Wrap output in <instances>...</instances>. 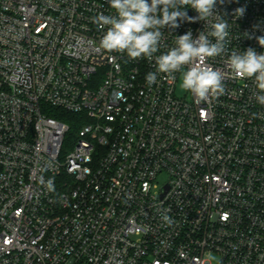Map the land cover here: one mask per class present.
<instances>
[{"label": "built area", "instance_id": "2783aa9c", "mask_svg": "<svg viewBox=\"0 0 264 264\" xmlns=\"http://www.w3.org/2000/svg\"><path fill=\"white\" fill-rule=\"evenodd\" d=\"M216 11L228 54L264 52V0ZM100 13L113 14L109 0H0V264H209V253L264 264L252 80L233 78L224 54L205 61L224 73V95L179 98L180 73L149 87L154 62L99 48ZM189 30L204 22L165 28L162 43ZM54 109L78 115L73 136Z\"/></svg>", "mask_w": 264, "mask_h": 264}, {"label": "clouds", "instance_id": "9594fccd", "mask_svg": "<svg viewBox=\"0 0 264 264\" xmlns=\"http://www.w3.org/2000/svg\"><path fill=\"white\" fill-rule=\"evenodd\" d=\"M218 2L223 4L224 0H109L113 14L100 13L92 18L101 29L106 28L99 48L109 53L126 54L130 60L154 62L155 71L145 76L149 87L157 82L160 74L174 81L176 74L180 73V88L199 101L225 94L224 73L205 61L227 54L233 78L251 79L256 90L253 98L264 106V52L258 53L249 47L244 51L227 53L231 26L216 11ZM188 8L197 15L188 16ZM244 11L242 7L237 8L234 15L242 16ZM181 21H203L204 30L195 38L191 30L175 36L173 46L167 47L162 43L163 30H175ZM256 39L264 47V36ZM161 48L167 50L161 52ZM162 220L168 225L173 222L167 214L162 215ZM206 260L209 264H220L211 253Z\"/></svg>", "mask_w": 264, "mask_h": 264}, {"label": "trees", "instance_id": "16d2710c", "mask_svg": "<svg viewBox=\"0 0 264 264\" xmlns=\"http://www.w3.org/2000/svg\"><path fill=\"white\" fill-rule=\"evenodd\" d=\"M49 115L67 123L70 127L71 136H73L80 129L81 124L78 122V115L76 114L54 109L50 111Z\"/></svg>", "mask_w": 264, "mask_h": 264}, {"label": "rangeland", "instance_id": "374dc122", "mask_svg": "<svg viewBox=\"0 0 264 264\" xmlns=\"http://www.w3.org/2000/svg\"><path fill=\"white\" fill-rule=\"evenodd\" d=\"M176 96L177 97H179V98H185V97H190V93H188V92H185L184 90H182L181 88H180V83L177 85V88H176ZM70 139H71V137L69 136L68 138H67V141H66V143H69V141H70Z\"/></svg>", "mask_w": 264, "mask_h": 264}]
</instances>
